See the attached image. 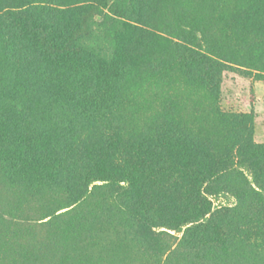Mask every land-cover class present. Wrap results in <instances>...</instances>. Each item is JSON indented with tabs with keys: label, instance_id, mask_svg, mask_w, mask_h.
Listing matches in <instances>:
<instances>
[{
	"label": "trees",
	"instance_id": "obj_1",
	"mask_svg": "<svg viewBox=\"0 0 264 264\" xmlns=\"http://www.w3.org/2000/svg\"><path fill=\"white\" fill-rule=\"evenodd\" d=\"M186 1L0 0V264H264V0Z\"/></svg>",
	"mask_w": 264,
	"mask_h": 264
},
{
	"label": "rangeland",
	"instance_id": "obj_2",
	"mask_svg": "<svg viewBox=\"0 0 264 264\" xmlns=\"http://www.w3.org/2000/svg\"><path fill=\"white\" fill-rule=\"evenodd\" d=\"M182 6L186 0H180ZM257 73L245 68L231 67L223 72L220 107L228 112H251L254 122V140L264 143V79L258 80ZM225 202L219 198L214 204Z\"/></svg>",
	"mask_w": 264,
	"mask_h": 264
}]
</instances>
